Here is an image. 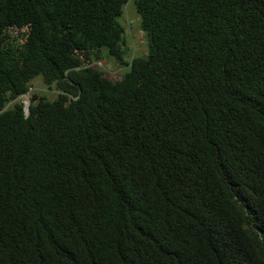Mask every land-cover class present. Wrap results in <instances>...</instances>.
Wrapping results in <instances>:
<instances>
[{
  "label": "trees",
  "instance_id": "trees-1",
  "mask_svg": "<svg viewBox=\"0 0 264 264\" xmlns=\"http://www.w3.org/2000/svg\"><path fill=\"white\" fill-rule=\"evenodd\" d=\"M0 264H264V0H0Z\"/></svg>",
  "mask_w": 264,
  "mask_h": 264
},
{
  "label": "rangeland",
  "instance_id": "rangeland-1",
  "mask_svg": "<svg viewBox=\"0 0 264 264\" xmlns=\"http://www.w3.org/2000/svg\"><path fill=\"white\" fill-rule=\"evenodd\" d=\"M119 22L124 28L125 48L129 52L128 55L130 57L145 55L148 49V39L146 34L140 29V16L136 12L132 1L124 7L123 15L119 19ZM17 32L18 30H15V33ZM100 62L102 63L101 67L102 70H104L106 77L113 81L120 79L123 73L127 70V68L121 67L115 60L109 57H104ZM33 94L54 99L58 92L55 88H49L43 82L42 78L38 77L32 81L29 93L17 100L25 104L27 100L30 101V97ZM12 105L13 104L10 103L6 108H10Z\"/></svg>",
  "mask_w": 264,
  "mask_h": 264
},
{
  "label": "water",
  "instance_id": "water-1",
  "mask_svg": "<svg viewBox=\"0 0 264 264\" xmlns=\"http://www.w3.org/2000/svg\"><path fill=\"white\" fill-rule=\"evenodd\" d=\"M29 105H30V101L27 100V101L25 102V110H26V113H28V107H29Z\"/></svg>",
  "mask_w": 264,
  "mask_h": 264
},
{
  "label": "built area",
  "instance_id": "built-area-1",
  "mask_svg": "<svg viewBox=\"0 0 264 264\" xmlns=\"http://www.w3.org/2000/svg\"><path fill=\"white\" fill-rule=\"evenodd\" d=\"M102 64L101 63H97V66H101Z\"/></svg>",
  "mask_w": 264,
  "mask_h": 264
}]
</instances>
